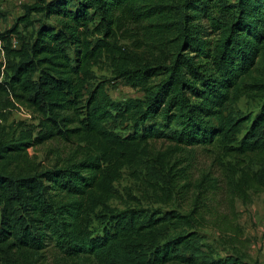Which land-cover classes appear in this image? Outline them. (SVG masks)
Segmentation results:
<instances>
[{
	"label": "trees",
	"instance_id": "obj_1",
	"mask_svg": "<svg viewBox=\"0 0 264 264\" xmlns=\"http://www.w3.org/2000/svg\"><path fill=\"white\" fill-rule=\"evenodd\" d=\"M214 5L228 21L205 28L197 12L207 16ZM22 8L0 32V103L32 115L0 123V264H259L234 201L264 195V83L252 80L264 59V0H32ZM205 29L217 32L212 44ZM103 60L143 98L113 101L89 90ZM251 93L262 98L253 118L227 111ZM113 114L130 133L106 127ZM158 141L170 143L166 152L152 148ZM47 142L61 144L50 166L29 153ZM191 147L233 161L223 169L228 209L209 214L227 246L220 258L196 245L202 190L187 212L142 220L109 205L123 168L143 156L164 173L156 191L166 202L190 191L170 157ZM182 225L191 231L169 235Z\"/></svg>",
	"mask_w": 264,
	"mask_h": 264
},
{
	"label": "rangeland",
	"instance_id": "obj_2",
	"mask_svg": "<svg viewBox=\"0 0 264 264\" xmlns=\"http://www.w3.org/2000/svg\"><path fill=\"white\" fill-rule=\"evenodd\" d=\"M29 0H0V32L11 26L17 15L22 11V7ZM234 0H228L232 3ZM197 20L208 27V21H215L217 25L228 21L229 12L226 8H221L214 5L208 12L207 16H203L197 12ZM37 17L36 15L32 16ZM98 22L95 17L90 24V28L94 27ZM27 28L23 31L24 37H27L35 27ZM22 28V26H21ZM209 35L206 37L209 44H212L217 38V32L210 29ZM96 37L92 38L95 39ZM129 43L131 39L121 41V43ZM14 47L20 42L17 39L12 40ZM0 60L6 61L5 55L0 53ZM259 61V60H258ZM199 63L205 65V60L200 59ZM206 69V65L203 67ZM93 78L90 82L89 90L102 88L103 92L113 101H123L126 99H142L144 94L138 88L131 87L122 78L112 74L109 63L106 60L93 67ZM5 72H0V81H4ZM252 80L264 83V59L262 58L253 73ZM262 104V98L251 93L247 97H241L234 104L227 107L235 118L250 117L253 118L259 111ZM114 115V114H113ZM25 120L31 122L32 115L28 109L22 106L15 108L3 107L0 103V123L8 125L12 122ZM106 127L118 134L125 136L131 132V125L123 118L114 115L110 118ZM244 129H242V133ZM170 143L158 141L152 143V148L162 152H166ZM61 144L47 142L43 145L29 149V153L36 156L38 161L44 166H50L61 149ZM171 164L176 169L182 170L186 179L183 183H189L190 191L180 193L173 196L171 201H165V198L159 196L157 187L161 186L165 180V175L152 162L149 157H141L134 165L123 168L121 178L113 184L114 198L109 201L111 208L117 209L122 215L128 216L138 214L142 219L149 215L161 211H175L184 213L193 207V199L198 191L202 190L198 202L199 207L202 206L204 213V221L202 226L196 228L198 239L196 245L202 251H209L214 258L223 257L226 254L227 246L221 242L217 232L210 226L209 214L217 212H226L227 203L225 197V163L230 161L229 158H223L218 154V151L206 150L202 147H191L181 149L179 152L171 154ZM233 161H230V163ZM256 168V167H254ZM186 180V181H185ZM234 206L238 212L237 222L242 227L244 235L250 239L248 253L252 259H257L259 264H264V195L251 194L250 201L243 205L240 201L235 200ZM145 216V217H144ZM93 227L96 232L102 229V225L98 221H93ZM191 231L186 226H180L169 232L170 234L189 232Z\"/></svg>",
	"mask_w": 264,
	"mask_h": 264
},
{
	"label": "crops",
	"instance_id": "obj_3",
	"mask_svg": "<svg viewBox=\"0 0 264 264\" xmlns=\"http://www.w3.org/2000/svg\"><path fill=\"white\" fill-rule=\"evenodd\" d=\"M32 2V0H29L27 3H31ZM23 13V9H22V11L17 15V17L19 16V15H21ZM1 14V13H0ZM1 16V15H0ZM1 17H0V21H1ZM16 19V18H15ZM10 27V26H9Z\"/></svg>",
	"mask_w": 264,
	"mask_h": 264
}]
</instances>
